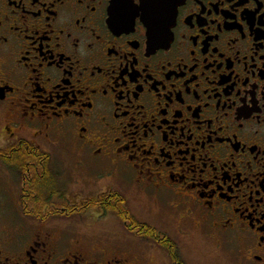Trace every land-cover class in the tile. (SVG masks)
<instances>
[{"label": "flooded vegetation", "instance_id": "flooded-vegetation-1", "mask_svg": "<svg viewBox=\"0 0 264 264\" xmlns=\"http://www.w3.org/2000/svg\"><path fill=\"white\" fill-rule=\"evenodd\" d=\"M140 1L0 0V163L27 144L53 184L64 136L103 188L1 227L0 264H264V0Z\"/></svg>", "mask_w": 264, "mask_h": 264}, {"label": "rangeland", "instance_id": "rangeland-1", "mask_svg": "<svg viewBox=\"0 0 264 264\" xmlns=\"http://www.w3.org/2000/svg\"><path fill=\"white\" fill-rule=\"evenodd\" d=\"M2 136V135H1ZM54 144L42 145L44 150H47L51 156V173L54 176L52 180L54 183L51 185L55 189L56 196H66L68 203L57 204V201L52 199L50 202V207L63 208V206L74 205L72 201H85L91 200L102 193L103 188L98 186H93L89 183L88 178L85 174H80L78 160L79 158L75 154L74 145L66 137L51 138ZM5 146L1 145L0 147ZM87 159L89 163V159ZM78 165V166H77ZM22 180L23 177L19 176L17 172L9 171L0 163V228L2 227L4 231L21 225L28 216L24 215V201L22 197ZM72 203H71V202ZM52 209V208H51ZM59 218V217H57ZM31 219H34L31 217ZM56 219V218H55ZM87 223L91 221L86 218ZM77 218L66 220H54L51 223V227H58L61 229L69 230L70 232H75L82 230L77 226ZM6 228V229H5Z\"/></svg>", "mask_w": 264, "mask_h": 264}, {"label": "trees", "instance_id": "trees-1", "mask_svg": "<svg viewBox=\"0 0 264 264\" xmlns=\"http://www.w3.org/2000/svg\"><path fill=\"white\" fill-rule=\"evenodd\" d=\"M22 150H18L17 156H9L7 159H1L3 164L8 165L12 170L16 171L19 176H22L26 183H23L22 197L24 201V215L33 217L37 220L47 219L48 217H60L65 213L73 215L75 209L79 207L63 206L60 210L58 207H50V200L56 196V191L52 188L49 177L40 178V174L47 170L48 164L28 157L30 151L29 145L22 144ZM11 152V151H10ZM99 201H92L89 204L95 205ZM52 208V209H51Z\"/></svg>", "mask_w": 264, "mask_h": 264}, {"label": "water", "instance_id": "water-1", "mask_svg": "<svg viewBox=\"0 0 264 264\" xmlns=\"http://www.w3.org/2000/svg\"><path fill=\"white\" fill-rule=\"evenodd\" d=\"M176 1L177 0H175V2ZM170 4H172L171 0H141L139 7H137L138 8L137 11L152 12V11L173 8L170 7ZM174 15L175 12L140 16V19L144 22L146 29H148L147 37L148 40H150L151 44H155L154 39L158 38L159 40L164 41V39L169 35L168 34L169 29H166L164 27H167V24H169L172 19L174 22V18H175ZM155 19H159L162 24L156 25Z\"/></svg>", "mask_w": 264, "mask_h": 264}]
</instances>
